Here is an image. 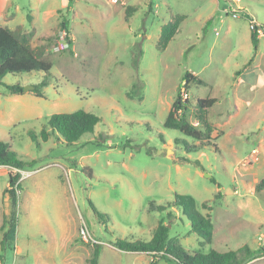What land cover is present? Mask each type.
<instances>
[{
  "label": "rangeland",
  "instance_id": "374dc122",
  "mask_svg": "<svg viewBox=\"0 0 264 264\" xmlns=\"http://www.w3.org/2000/svg\"><path fill=\"white\" fill-rule=\"evenodd\" d=\"M128 5L138 10L126 20ZM236 6L235 17L228 11ZM5 14H13L11 27L35 30L31 44L47 47L53 76L44 97L7 88L35 86L42 72L8 74L0 82V139L21 160L33 161L20 171L15 205L5 191L9 167L0 166V264H89L94 243L99 264H152L150 254L112 242L150 240L160 219L191 251L247 244L252 255L244 264H264V190L255 189L264 178V0H0V22ZM175 14L186 19L161 50V28ZM62 16L72 46L55 52ZM253 23L261 35L257 53ZM186 71L206 81L186 89L191 105L218 99L209 110L218 151L186 153L175 140H193L164 126ZM77 110L102 121L76 143L47 129L48 141L38 146L29 135H40L52 114ZM186 115L198 125L195 107ZM176 193L192 195L209 216L211 244L201 245L179 208L167 206L171 221L150 209L152 202L166 206ZM83 224L91 238L81 235Z\"/></svg>",
  "mask_w": 264,
  "mask_h": 264
},
{
  "label": "trees",
  "instance_id": "16d2710c",
  "mask_svg": "<svg viewBox=\"0 0 264 264\" xmlns=\"http://www.w3.org/2000/svg\"><path fill=\"white\" fill-rule=\"evenodd\" d=\"M137 10V5L126 6V20H129ZM29 19L31 20L30 16ZM185 19L186 15L175 14L162 26L157 43L159 49H166L169 43L174 40ZM58 26L60 30H65L68 36H70L69 20L65 16L61 17ZM34 35L35 30L25 31L21 26L13 30L0 25V82L8 74H24L33 71L42 72L44 78L40 83L35 85V89L32 92L39 97H44L43 90L49 85V81L53 76L51 72L52 63L44 58L47 47L44 45L32 46L31 40ZM259 40V32L256 28L251 32L254 53L258 51ZM253 59L254 57L248 63L251 64ZM184 81L185 83H183ZM192 81L206 84V81L199 75L186 71L165 119L164 126L179 130L193 140L192 142L180 138L175 140L177 143L182 144L186 153L199 152L206 147H213L218 151L219 147L215 141L217 137L215 135L216 128L209 120V110L218 99L215 97L198 98L195 105H191L189 99L183 100L181 89L189 88ZM136 87L137 85H133V88ZM7 88L12 94L24 93V88L19 84L7 85ZM128 96H131L129 92ZM191 106L195 107L198 125L187 118L186 112ZM101 121L102 118L100 116L85 110L54 113L48 119L47 125L41 130L40 135L34 131H30L29 135L40 146V140L48 141L50 133L47 129H49L51 134L60 136L67 145H72L79 141L84 134L93 133L96 125ZM31 163L21 160L12 151L10 145L0 139V166L9 167V181L5 191L9 194L14 205L17 203V191L22 188L20 171ZM196 163L199 164L198 161ZM211 181L216 184L214 178ZM220 187V184H218V188ZM255 189L258 192L264 190V178L257 183ZM219 196H222L221 192L216 195V197ZM90 203L98 217L106 219V214L98 211L92 201ZM207 203L208 201L202 202V206L207 207ZM167 206L176 207L182 211V214L190 221L191 232L197 233L200 237L202 246L212 243L213 223L209 216L202 213L196 199L192 195L176 193L174 200L170 201L166 206H154L152 202L150 209L166 212V216L171 221L174 214L172 209H168ZM112 245L122 251L148 253L154 258L152 264L159 260L175 261L177 264H244L249 259L246 258V255H252V250L247 244L237 250L229 249L224 252L215 249H211L207 253L203 251H191L181 243L179 237L170 236V226L163 219L158 221L150 240L131 241L118 238L112 242ZM261 251L264 253V246L261 247ZM99 256L100 247L97 243H94V250L89 264H99Z\"/></svg>",
  "mask_w": 264,
  "mask_h": 264
},
{
  "label": "built area",
  "instance_id": "2783aa9c",
  "mask_svg": "<svg viewBox=\"0 0 264 264\" xmlns=\"http://www.w3.org/2000/svg\"><path fill=\"white\" fill-rule=\"evenodd\" d=\"M115 1H117V0H115ZM236 1H240V0H236ZM239 12H240V9L238 6H236V8H234V9L231 8L228 11V13H231L235 17L238 16ZM250 27L252 30H255L257 28L254 23L252 25H250ZM257 31H259L258 28H257ZM72 40H73V38L68 36V34L66 33L65 30H60L59 34H58V38H57V40L53 46V50L55 52H62V51L69 50L72 46ZM181 97L183 100L189 99V93L187 92V90L185 88L181 89ZM80 232H81V235L83 236V238H85V239L91 238V234L89 232V229L85 224H83L81 226Z\"/></svg>",
  "mask_w": 264,
  "mask_h": 264
},
{
  "label": "crops",
  "instance_id": "0c3cea01",
  "mask_svg": "<svg viewBox=\"0 0 264 264\" xmlns=\"http://www.w3.org/2000/svg\"><path fill=\"white\" fill-rule=\"evenodd\" d=\"M12 16H13V14L12 15H8V14H5L4 15V18H3V20H2V22H0V25H2V26H6V27H8V28H10V29H16V28H13V27H11L10 26V22H11V18H12ZM260 37H261V35H259V39H260ZM251 67V66H250ZM190 72H192L194 75H197V73L195 72V71H190ZM245 73V72H244ZM242 74V76H244L245 74ZM184 76V75H183ZM182 81V80H181ZM183 83H185V81L183 82Z\"/></svg>",
  "mask_w": 264,
  "mask_h": 264
},
{
  "label": "water",
  "instance_id": "95a60500",
  "mask_svg": "<svg viewBox=\"0 0 264 264\" xmlns=\"http://www.w3.org/2000/svg\"><path fill=\"white\" fill-rule=\"evenodd\" d=\"M35 89V86H33V85H30V86H26V87H24V91H33ZM170 150H167V153L169 152ZM208 177H209V175L208 174H206Z\"/></svg>",
  "mask_w": 264,
  "mask_h": 264
}]
</instances>
